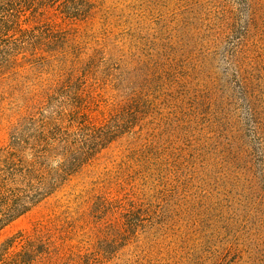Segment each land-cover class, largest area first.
I'll list each match as a JSON object with an SVG mask.
<instances>
[{"label":"rangeland","instance_id":"obj_1","mask_svg":"<svg viewBox=\"0 0 264 264\" xmlns=\"http://www.w3.org/2000/svg\"><path fill=\"white\" fill-rule=\"evenodd\" d=\"M93 2L92 16L67 29L84 57L107 60L101 110L143 94L153 108L141 130L108 145L0 240L67 221L68 242L96 251L102 264H264V185L223 62L226 32L235 26L239 36L249 25L242 64L264 83V0H251L249 11L243 0ZM25 96L0 84V141ZM100 197L123 199L126 209L101 210Z\"/></svg>","mask_w":264,"mask_h":264},{"label":"trees","instance_id":"obj_2","mask_svg":"<svg viewBox=\"0 0 264 264\" xmlns=\"http://www.w3.org/2000/svg\"><path fill=\"white\" fill-rule=\"evenodd\" d=\"M243 3L249 11L251 0ZM94 8L93 0H0V84L26 94L0 141V232L60 191L112 142L141 130L153 108L143 94L101 110L98 89L112 75L107 60L98 52L84 57L67 29ZM233 28L225 34L223 62L243 102L247 153L264 185V107L257 104L264 83L242 64L250 26L234 37ZM122 200L100 197L99 207L116 214L126 209ZM65 224L8 235L0 240V264H102L96 251L74 249L68 242L73 224Z\"/></svg>","mask_w":264,"mask_h":264}]
</instances>
